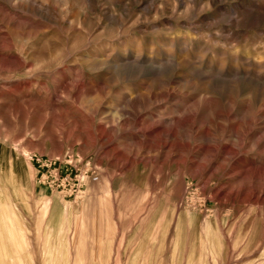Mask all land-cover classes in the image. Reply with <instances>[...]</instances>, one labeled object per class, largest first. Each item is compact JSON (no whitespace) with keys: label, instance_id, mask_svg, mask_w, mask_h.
<instances>
[{"label":"rangeland","instance_id":"374dc122","mask_svg":"<svg viewBox=\"0 0 264 264\" xmlns=\"http://www.w3.org/2000/svg\"><path fill=\"white\" fill-rule=\"evenodd\" d=\"M0 264H264V0H0Z\"/></svg>","mask_w":264,"mask_h":264},{"label":"built area","instance_id":"2783aa9c","mask_svg":"<svg viewBox=\"0 0 264 264\" xmlns=\"http://www.w3.org/2000/svg\"><path fill=\"white\" fill-rule=\"evenodd\" d=\"M32 160L37 164L36 182L39 185L60 189L68 195L81 194L85 176L73 175L70 169V166H73L71 158L61 159L58 156L42 158L33 155ZM93 177L96 179V176Z\"/></svg>","mask_w":264,"mask_h":264}]
</instances>
